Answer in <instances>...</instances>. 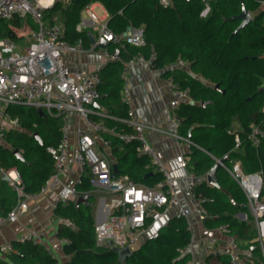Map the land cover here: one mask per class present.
Listing matches in <instances>:
<instances>
[{"label": "trees", "instance_id": "trees-1", "mask_svg": "<svg viewBox=\"0 0 264 264\" xmlns=\"http://www.w3.org/2000/svg\"><path fill=\"white\" fill-rule=\"evenodd\" d=\"M262 1L213 0L205 17L200 16L204 9L200 0H172L169 8L162 7L158 0H56L43 12L45 22L59 24L61 39L71 44L77 40H82L85 46L89 44L87 31L77 32L75 28L84 8L94 3L101 4L106 10L107 26L113 34L120 35L130 26L143 29L144 46L120 47L117 43H108L107 51L118 50L120 58L97 71L101 79L98 87L100 96L96 101L98 109L105 110L116 119L127 117L128 106L121 102L123 81L120 75L123 65L136 56L149 60L153 66L163 69L164 77H171L181 88L189 89V102L181 103L175 112L181 119L180 134L189 136L196 146L189 148L188 168L199 178L196 189L208 198L206 208L213 217L206 228L225 225L229 235L239 241H249L251 264H264V261L259 245L253 241L255 231L242 191L222 168L216 173L217 188L205 184L203 176L214 165L213 158L226 157L227 167L239 162L246 173L262 171L264 178V140L258 147H253L247 140L251 125L263 127ZM242 4L252 13V20L235 32L239 22L228 18L239 14ZM20 26L19 19H0V37L19 41L21 35L16 34V29ZM177 59L185 61L187 69L164 70ZM215 85L220 90H215ZM203 102L208 103L202 107ZM7 111L19 118L22 130L6 134L5 144L0 145V168L16 169L25 192L35 195L53 172V162L45 148L58 145L62 121L28 106H14ZM92 119L98 121L100 118L92 116ZM235 120L241 127L237 131L240 146L236 150L233 135L228 133ZM104 123L119 131H129L124 124L112 119H104ZM33 134H37L39 140ZM108 139L117 174H125L134 183L145 186H153L160 179L149 165V159L136 152V143H124L111 136ZM14 149L19 151L23 160L12 154ZM78 187L85 194H89L87 192L91 189L87 178H83ZM91 198L88 199L89 205L75 208L73 202L58 203L53 209L55 216L73 225L60 223L56 228V237L67 240L62 244V252L68 259L61 264H121L111 248L95 244ZM15 203V194L7 182L0 179L1 214L7 213ZM239 212L247 214L246 221L236 218ZM190 241L191 232L186 222L173 218L157 239L143 242L123 264H187L190 255L182 254V250ZM11 244L14 252L0 256V264L55 263V258L43 245L22 244L16 240ZM204 260L206 264H228L225 257H207Z\"/></svg>", "mask_w": 264, "mask_h": 264}, {"label": "built area", "instance_id": "built-area-1", "mask_svg": "<svg viewBox=\"0 0 264 264\" xmlns=\"http://www.w3.org/2000/svg\"><path fill=\"white\" fill-rule=\"evenodd\" d=\"M55 1L49 0L46 3L45 0H0L1 20L29 17L36 26V30L21 33L19 41L0 37V145L10 130L20 127L19 118L8 113L10 107L28 106L47 116L61 119V138L58 145L45 148L52 159L53 172L35 195L43 197L56 191L58 201L62 205L75 203L85 194L78 186L83 182V178H87L91 188L87 193L100 192L104 194L106 202L107 217L104 221L94 224L93 228L95 244L98 247L129 248L134 251L143 242L157 239L173 218L184 220L190 232L192 218L206 227L213 216L206 208L208 198L196 189L199 178L189 170V158L180 151L163 161L147 138V132H154L165 135L176 148L196 147L188 137L180 134L181 119L175 112L181 103L189 102V89L181 88L171 77L166 78L171 95V115L164 127L143 123L131 108H128L125 119H116L105 111L95 109L93 103L100 96L99 75L97 72L86 70H71L63 60L64 54L92 52L99 48L101 39L107 43H117L120 47H141L145 44L144 31L142 28L130 26L122 34L115 35L108 29L107 20L99 18L87 9V6L82 11L84 18L81 17L75 28L77 32L88 30L89 40L93 39V43L85 49L82 40L72 44L62 40V28L59 24L45 22L43 12ZM200 1L206 12L213 0ZM158 3L164 8L172 6V0H158ZM105 56L111 58L108 52H105ZM135 62L144 64L155 72L161 70L142 56L133 57L123 65L120 75L123 81L121 102L128 107L130 95L125 76ZM186 68L187 63L177 59L165 66L164 70ZM92 116L118 121L129 131H119L114 126H107L103 121H95ZM72 118L76 122L74 142H71ZM262 120L264 121V111ZM228 133L233 135L234 149H238V133L233 128H230ZM104 135L118 138L124 143H136V152L149 159V165L160 175V179L153 186H145L134 183L125 174L116 172L113 175L112 166L115 162L110 154L111 141ZM247 140L253 147H258L264 140V127L251 125ZM213 160L216 162L218 159ZM73 167L76 168L77 175L70 178ZM221 168L233 178L246 199L258 230L257 240L264 261V201L261 199L264 178L260 173H244L239 163L230 167L224 163ZM0 175L6 176L16 195L15 205L5 214L0 212L1 230L6 225L17 223L28 211L30 201L36 196L25 192L16 169L0 168ZM203 180L207 184L206 174ZM68 225L73 226L70 222ZM214 229L221 234H228L225 225ZM16 241L45 246V231L40 228H28ZM66 242L67 240H63V243ZM108 242L111 243L110 246L107 245ZM46 249L47 253L55 258L54 264H61L60 258L49 248ZM199 250L203 258L225 257L229 264L246 262L236 249L221 245L215 237H205ZM10 252H14L11 243L0 244V256ZM182 254L190 255L187 264H196L191 241L183 248Z\"/></svg>", "mask_w": 264, "mask_h": 264}, {"label": "crops", "instance_id": "crops-1", "mask_svg": "<svg viewBox=\"0 0 264 264\" xmlns=\"http://www.w3.org/2000/svg\"><path fill=\"white\" fill-rule=\"evenodd\" d=\"M45 2L47 3V1ZM87 9L93 11L99 18L107 20L108 17L107 12L101 4L99 3L91 4L87 7ZM97 9L99 10V12L96 11ZM86 31L87 33H89L88 30ZM89 45H90V40L87 46L84 45V48L88 49ZM105 52H108L107 49L97 48L92 52H86L83 54L65 53L63 56V60L71 70H86L90 72H97L107 63H109V60L111 59V58L108 59L105 56ZM109 54L111 55L112 53ZM163 72H164L163 69H161L158 72H155L152 71L146 65L141 64L139 62H135L129 67L128 72L126 73L125 76L127 82V89L130 95V106L128 108H131L135 112L137 117L147 125L164 127L166 124V120L171 115V110L169 107V102L171 99L170 89L166 82V77L162 75ZM100 110L105 111L103 109ZM98 121L104 122V120L102 119H99ZM72 122L73 123L70 125V130L72 132L71 142H74L73 134H74V129L76 127V122L74 118H72ZM263 127H264V121H263ZM231 128H233V130H235L236 132L241 130V127L236 120L234 121ZM19 130H22L21 124L19 129L10 130L9 132H14ZM147 138L150 141V143L155 147L160 158L163 161L172 158L175 154H177L180 151L183 152L188 157L187 155L189 152L188 147L183 146L180 149L176 148L169 140V138H167L165 135L157 134L154 132H147ZM2 144H5V141H3ZM235 163H239V162H235ZM239 165L241 170L244 173H246L243 165L241 163H239ZM255 173H260L263 177L262 171H257ZM247 174H254V173H247ZM76 175H77V170L76 168L73 167L70 172V178H75ZM1 176L2 175H0V179ZM7 185L9 189L15 194V192L9 186L8 182ZM90 198L92 200L90 202V206H91V213L94 224L104 221L107 217L104 194L100 192H92L90 194ZM261 199L262 201H264V191L262 193ZM58 203L59 201L56 191L50 192L43 197L36 196V198L30 201L28 211L17 223L12 225H6L0 230V244L11 243L12 241L16 240L17 237L23 232H25L28 228H40L45 231L46 248H49L54 253L55 256L60 258L61 263H63L66 259H68V256L64 255L62 252L63 240L58 239L56 237V228L58 224L60 223L68 224L69 221L61 219L53 214V209ZM246 207H247V213L251 218L253 228L255 231V237L253 241L257 242V244L259 245V242L257 240L258 230L256 228L254 218L251 215L249 208L247 206V202H246ZM236 218L240 221H246L247 214L239 212L236 214ZM190 224H191V237H192V233H195L197 236L196 238L197 248L195 249L194 248L195 246L193 247L192 245V255L194 257L196 264H206V261L204 260L205 258H203L202 255L200 254L199 246L202 240L207 236L215 237L219 239L221 245L233 247L246 260L245 264H251L250 260L252 258L251 255L252 249L248 247L249 241L247 242L239 241L235 236H231L229 234H221L213 228L208 229L205 226L199 224L195 218H192L190 220ZM263 244H264V240H263Z\"/></svg>", "mask_w": 264, "mask_h": 264}, {"label": "water", "instance_id": "water-1", "mask_svg": "<svg viewBox=\"0 0 264 264\" xmlns=\"http://www.w3.org/2000/svg\"><path fill=\"white\" fill-rule=\"evenodd\" d=\"M228 20H235L239 22V25L237 26L235 32L243 29L244 27H246L250 21L252 20V15L249 11H247L244 7V5H241V11L239 14L228 18ZM90 43H93V39L90 38ZM108 43L106 41H104L103 39L100 40L99 43V48L100 49H106ZM120 58V54L118 50H114L111 54V59L109 60V63H115L119 60ZM215 90H220L218 85L214 86ZM223 93V91H221ZM208 102H203L201 104L202 107H204ZM93 107L98 108L99 106L97 105V102L93 103ZM38 113H42L40 110H37ZM33 137L36 140H39L37 134H33ZM189 138V136H188ZM12 154L19 160H23L21 154L19 153V151L17 149H14L12 151ZM139 156H142V154H139ZM226 157L218 159L214 165L210 168V170L207 172L206 174V182L208 185L212 186V187H218V183H217V178H216V173L217 171L221 168V165L225 163L226 161ZM117 172V168L115 165L112 166V173L113 175H115V173ZM151 174V173H150ZM149 174V175H150ZM1 180L7 182V178L6 176H1ZM90 198V194H83L81 195L75 202V208H78L79 205H89L88 199ZM108 246L111 245L110 242H108L107 244ZM112 250L117 254L118 256V262L123 264L125 262V259L127 256H129L133 251H131L129 248H112Z\"/></svg>", "mask_w": 264, "mask_h": 264}, {"label": "rangeland", "instance_id": "rangeland-1", "mask_svg": "<svg viewBox=\"0 0 264 264\" xmlns=\"http://www.w3.org/2000/svg\"><path fill=\"white\" fill-rule=\"evenodd\" d=\"M96 11L99 12L98 9ZM208 12L209 10L205 12V8H204L200 16L205 17L208 14ZM82 17L84 18L83 14H82ZM19 21L21 23V26L18 29H16V34L20 35L21 33L28 31V30H36V26L34 25L32 19H30L29 17L20 19ZM57 21H59V19H57ZM98 51H101V50H98ZM196 238H197L196 234L192 233L191 241H192L193 247L195 246L194 247L195 249L197 248Z\"/></svg>", "mask_w": 264, "mask_h": 264}, {"label": "bare ground", "instance_id": "bare-ground-1", "mask_svg": "<svg viewBox=\"0 0 264 264\" xmlns=\"http://www.w3.org/2000/svg\"><path fill=\"white\" fill-rule=\"evenodd\" d=\"M45 1H47V2H48L49 0H45Z\"/></svg>", "mask_w": 264, "mask_h": 264}]
</instances>
